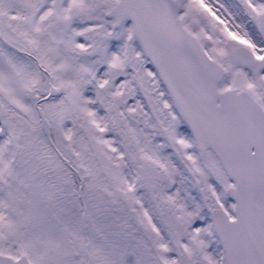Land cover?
Instances as JSON below:
<instances>
[{
    "label": "snow or ice",
    "instance_id": "1",
    "mask_svg": "<svg viewBox=\"0 0 264 264\" xmlns=\"http://www.w3.org/2000/svg\"><path fill=\"white\" fill-rule=\"evenodd\" d=\"M0 264H264V0H0Z\"/></svg>",
    "mask_w": 264,
    "mask_h": 264
}]
</instances>
